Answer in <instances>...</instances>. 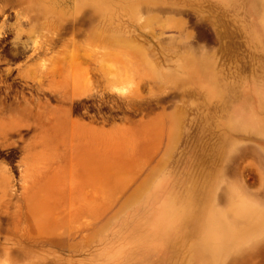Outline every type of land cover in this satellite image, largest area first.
<instances>
[{
    "label": "rangeland",
    "instance_id": "obj_1",
    "mask_svg": "<svg viewBox=\"0 0 264 264\" xmlns=\"http://www.w3.org/2000/svg\"><path fill=\"white\" fill-rule=\"evenodd\" d=\"M0 18L15 88L68 94L80 120L53 187L0 141V264H264V0H0ZM30 223L65 230L12 229Z\"/></svg>",
    "mask_w": 264,
    "mask_h": 264
},
{
    "label": "bare ground",
    "instance_id": "obj_2",
    "mask_svg": "<svg viewBox=\"0 0 264 264\" xmlns=\"http://www.w3.org/2000/svg\"><path fill=\"white\" fill-rule=\"evenodd\" d=\"M72 30H73V28H71V29L62 28L61 31H58L56 33L54 32L52 34V36L50 37L49 43H47V42L46 43H38L35 41L32 43L31 46H28L27 44H24V42H22L21 43L22 45H20V48L21 49L29 48L31 50V53H33V54L49 52L52 48V44L56 45V43L60 42V40L63 38L61 33H67V32H70ZM54 38H57L58 40H53ZM25 51H27V49ZM53 51H55V50H53ZM31 59H33V58H31ZM21 60H23V59H21ZM69 60L70 59H68V61ZM61 61H63V60H61ZM39 65H41L42 67L45 66V60L41 59V62ZM120 76L121 75L119 73V74L113 75L112 78H114L116 80ZM38 80H40V79H38ZM104 83H103V86H104ZM74 85L79 87V83H77V80L74 81ZM119 89H122V88H119ZM92 90H94V89H92ZM95 91H93V92H95V93L100 92V91H98V89ZM102 93H103V91H102ZM102 93H99L98 95L101 96ZM29 94H28V96H29ZM81 94H85V93L83 91H81V88H80V93L75 92L73 99L78 100V98H80ZM48 95H49V92H48ZM18 97L19 96H17V98ZM20 99H19V101H20ZM29 99H30V96H29ZM49 99H51V98H49ZM71 99H72V97H69L67 99L69 105L67 108L61 109L62 114L56 115V119L59 121V124L58 123L57 124H51V125L41 124V122L44 121V119H48V117L41 116L39 114L40 110H39L38 106L35 107L34 111H33V108L30 106H22L18 109L10 110V111H8L9 113L5 115L3 122H1V120H0V135H1V133L3 134L4 146L9 147L13 152H20L21 159H23V160L31 159L35 163H38L39 167L36 169V171L30 172V175L34 176V179L36 180V182H38V185H44V186L46 185L47 186L46 188H48V185H50V186L52 185V187L54 185V183H52L51 179L48 178L49 176L52 175V172L48 169H50L53 166L55 168L64 167L66 165V163H68V160H69L68 159V157H69V155H68L69 140L74 141L72 139L73 136H77L79 134V130H80V120L79 119L75 118L72 121V129H73V131L75 130L74 132L71 131L70 133H68L67 126H66L70 116L72 117V115H71V113H72L71 105L72 104L70 105ZM22 102H23V100H22ZM22 102H21V104H22ZM31 102H32V98H31ZM37 102H38V100H37ZM37 102H34V103H37ZM4 112H6V111H3V113ZM54 113H56V112H54ZM54 119H55V115H54ZM11 135H17L20 142H18V143L8 142L7 139H9V137ZM78 140L79 139L76 138V142H73L71 146H72V158L74 159L77 170L79 172L80 171V142H78ZM0 141H1V139H0ZM12 151H10V152L12 153ZM17 156H19V155H17ZM9 158L12 159V157H9ZM18 161H20V160H18ZM17 166H18V168H20L22 165L21 166L17 165ZM18 173H19V170H18ZM21 178L22 177H20V179ZM77 178L80 179V173H78ZM10 180H11V174L7 173L6 174V180L3 182V185H4V187L7 188V190L5 188L4 190L0 191V199L11 196V194H12L11 193V186H12L11 183H13V182H11ZM21 181H23V180H21ZM38 187H39L40 191L43 188L41 186H38ZM37 190H38V188H37ZM43 191L48 192L47 189L46 190L44 189ZM50 191L51 190L49 188V192ZM35 196H34V198H35ZM37 212H35V213H37ZM50 226L51 225H44L42 223H33V224L30 223V225H25L22 228H18V226L13 224L12 229H15V230L22 229V230H27V231H56L59 229L65 230L64 225H61V224L57 225V226H55V225H52L51 227Z\"/></svg>",
    "mask_w": 264,
    "mask_h": 264
},
{
    "label": "flooded vegetation",
    "instance_id": "obj_3",
    "mask_svg": "<svg viewBox=\"0 0 264 264\" xmlns=\"http://www.w3.org/2000/svg\"><path fill=\"white\" fill-rule=\"evenodd\" d=\"M0 23H2V18H0ZM7 43L8 42L5 40V35L2 31L0 33V105H1L0 106V120L1 122H3L5 115L9 113L8 111L13 110V109H18L22 106H29V103L31 102V98H32V101L39 100L40 104L43 105L42 107L47 108V109L61 110V109L67 108L69 104L67 100L69 98V95L63 94V92L57 91V89H53L49 87L31 86L30 84L32 82L31 83L24 82L21 86L28 89L27 91L28 93H30V99H29V97L24 96L22 88L20 89L15 88L16 85H18L19 83V79L16 78L15 75L18 69V64H20L21 62L20 58L22 57V55L20 54L19 48H16L13 51L7 50L6 48ZM26 56L29 59V55H26ZM18 77L22 79L21 70H18ZM31 92H35L37 94L36 95L37 97L32 96ZM48 92H49V95H48ZM16 93H19V94L17 95ZM17 96L19 97L17 98ZM48 97L51 99H49ZM52 101L53 102L55 101V102L53 103ZM78 106H79V100L76 103V108ZM3 111H6V112L3 113ZM48 125H51V124L48 123ZM0 139L1 141H3L2 133L0 135ZM10 151L12 150L10 149ZM10 151L8 152V158L12 157V159L11 158L9 159L13 160V159H16L17 157L16 161L18 162V160L21 159L20 152L12 151L11 153Z\"/></svg>",
    "mask_w": 264,
    "mask_h": 264
}]
</instances>
